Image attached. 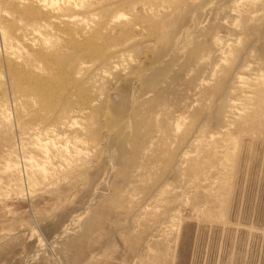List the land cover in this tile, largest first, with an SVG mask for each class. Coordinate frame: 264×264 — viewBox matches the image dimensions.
<instances>
[{
  "label": "rangeland",
  "instance_id": "rangeland-1",
  "mask_svg": "<svg viewBox=\"0 0 264 264\" xmlns=\"http://www.w3.org/2000/svg\"><path fill=\"white\" fill-rule=\"evenodd\" d=\"M0 264H264V0H0Z\"/></svg>",
  "mask_w": 264,
  "mask_h": 264
},
{
  "label": "bare ground",
  "instance_id": "bare-ground-1",
  "mask_svg": "<svg viewBox=\"0 0 264 264\" xmlns=\"http://www.w3.org/2000/svg\"><path fill=\"white\" fill-rule=\"evenodd\" d=\"M34 4V3H33ZM50 14V13H49ZM42 17V16H41ZM70 33V32H69ZM72 36V35H71ZM71 45L73 46V45H75L76 47H78V49H79V47H81V46H84V45H87L86 44V42H84V39H83V37L82 36H73V37H71ZM75 49V48H74ZM46 56V55H45ZM44 56V57H45ZM36 77V76H35ZM61 91V90H60ZM38 94H40V88L38 89ZM50 94H54V92H52L51 91V93ZM50 96V95H49ZM48 96V97H49Z\"/></svg>",
  "mask_w": 264,
  "mask_h": 264
}]
</instances>
